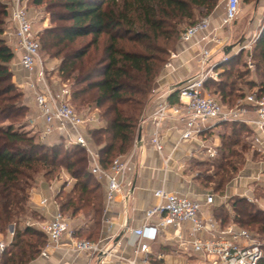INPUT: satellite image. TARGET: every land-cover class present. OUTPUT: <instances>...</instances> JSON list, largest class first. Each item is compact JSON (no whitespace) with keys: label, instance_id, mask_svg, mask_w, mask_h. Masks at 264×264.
<instances>
[{"label":"trees","instance_id":"trees-1","mask_svg":"<svg viewBox=\"0 0 264 264\" xmlns=\"http://www.w3.org/2000/svg\"><path fill=\"white\" fill-rule=\"evenodd\" d=\"M218 1L29 0L33 7L45 6L51 15L50 25L38 33L41 52L50 60L59 61L57 76L63 83L71 84L70 102L74 109L82 115L98 112L101 125L87 127L86 136L98 152L102 167L109 168L115 158L131 152L156 81L176 49L185 30L183 26L196 23L197 11L209 16ZM10 5L11 0H0V235L9 242L8 227L14 229L2 264H29L47 242L45 233L27 222L29 216L39 218L30 206V191L39 177L52 181L65 173L74 181L71 190L65 193L62 189L55 200L65 216L68 213L72 218H91L93 228L74 229L79 239L91 241L98 235L105 194L91 173V160L85 148H67L62 139L49 143L26 129L31 108L14 83L12 64L16 53L9 40L13 28ZM255 50L256 73L245 85L256 89V96L261 98L264 28ZM239 58L233 57L219 67L224 71L218 82H205V91L228 107L238 105L247 96L245 91L238 90L236 94L233 90L237 81L244 83L243 78L249 73H234L231 69L240 63ZM169 100L177 102V91ZM223 124H230L231 132L222 134L216 157L222 160L207 159L217 172L197 176L204 188L218 196H224L227 185L245 165V153L254 147L257 134L241 122ZM244 132L253 137L249 145L241 143L240 135ZM230 213L234 214L231 221ZM214 215L223 225L233 222L244 229L257 227L264 234V211L241 196L214 208ZM258 264H264V258Z\"/></svg>","mask_w":264,"mask_h":264},{"label":"built area","instance_id":"built-area-1","mask_svg":"<svg viewBox=\"0 0 264 264\" xmlns=\"http://www.w3.org/2000/svg\"><path fill=\"white\" fill-rule=\"evenodd\" d=\"M240 8L241 0H227L221 28H228L234 23ZM10 10L13 36L16 39L15 51L20 54V65L28 74L25 88L34 95L38 119L43 121L45 127L40 133V139L47 140L57 134L67 148H85L91 160V173L104 188L105 200L110 202L117 193L122 192L119 179L130 167L127 157L115 158L107 169L101 166L100 156L86 136L87 125L93 120L77 113L70 104L71 89L67 84L62 83L59 89H55L50 83L48 73L53 69H48L41 58V45L29 16L28 0H11ZM219 40L211 30L209 17L189 26L181 34L180 42L202 45L198 59L200 71L171 91L170 94L177 91L176 103L168 100L158 102L153 112L140 122L141 126L147 119L152 121L154 132L151 143L158 151L163 147L161 130L169 123L174 124L173 128L179 132L181 141H190L208 133L214 127V122H241L257 132L254 142L264 148V96L258 98L253 92L242 100V105L239 102L234 107H228L205 91V82L213 73L210 65L213 55L211 45ZM174 58L176 54L172 55ZM171 66L169 62L166 67ZM250 108L254 110L256 118L249 117ZM206 153L207 159L218 156L214 148H208ZM154 196L157 202L146 210L144 224L130 230L137 248L136 258L128 261V264H151L150 245L168 228L175 229V235L180 240L179 247L196 260L187 264H258L264 258L263 245L246 229L233 222L223 225L215 217L212 211L216 200L214 193H208L204 202L163 188L155 190ZM50 204H54L57 211L50 221L41 226L47 236V242L41 249L42 256H47L48 248L65 237L69 238L78 252L99 255L101 260L110 256V251L102 248L99 243L75 236L69 218L59 210L54 198H42L40 201L44 209ZM204 207L210 210L207 214L203 211ZM185 224L191 225L187 232L188 238L182 235ZM12 238L13 233L10 241ZM10 241L2 239L0 235V264ZM138 256L142 258L138 259ZM164 257L159 254L156 261H162Z\"/></svg>","mask_w":264,"mask_h":264},{"label":"crops","instance_id":"crops-1","mask_svg":"<svg viewBox=\"0 0 264 264\" xmlns=\"http://www.w3.org/2000/svg\"><path fill=\"white\" fill-rule=\"evenodd\" d=\"M13 29L9 33V40L15 51L16 39L13 36ZM211 30L215 34L217 33L216 35L220 33L218 23H215L212 19ZM201 49L202 45L193 42H180L178 44L176 58L171 60L172 66L164 68L156 81L154 94L146 109L145 117L153 112L158 102L170 101L169 97L172 90L178 88V86L180 87L186 80L199 73L198 59ZM15 53L16 62L12 64V70L15 72L14 82L25 88L28 74L20 65V54L16 51ZM56 77L58 76L56 75ZM52 87L55 88L54 84ZM25 91L27 103L31 108V116L27 121H30V124L27 126L33 129L35 133H41L45 127L43 121L38 119V113L34 112L32 105L36 103L34 102V95L26 88ZM251 109L249 117L256 118L254 110ZM90 119L93 121L87 127L101 125L98 112L91 113ZM33 120L35 122L32 123ZM173 125L166 124L161 130V144L163 146L161 151H158L151 143L154 132L152 121L147 119L140 126V129H142L141 138L138 140L137 137L131 152L126 155L130 167L119 179L122 192L117 193L110 202L105 200L99 233L91 239L92 242L99 243L102 248L110 251L108 258L101 260L99 255L78 252L72 246L69 238L65 237L59 243L48 248L47 256L39 254L29 264H128V261L136 258L137 248V242H134L136 240L132 238L130 230L137 229L144 224L146 210L157 202L154 196L155 190L163 188L168 192L187 195L204 202L206 195L211 191L201 185L197 176L192 173L191 167L194 162L207 159L206 151L208 148H214L217 152H220L222 134L219 133L225 125L214 122V127L208 133L190 141H181L180 134L173 128ZM59 140L61 139L56 134L47 138L46 141L54 143ZM253 146L254 149H262L259 145L254 144ZM251 159L253 158L250 156L247 158L244 169L227 185L224 196L215 195L213 212L214 208L226 204L230 198L246 195L250 191L252 183L264 176V163L255 162ZM101 188L105 194L104 188ZM50 189L51 197L49 198L51 199L54 195L51 185ZM36 191L37 185L30 196V206L39 214L40 224H38L42 226L52 219L57 207L54 204H50L45 209L41 207L40 201L46 197L35 198ZM203 211L207 214L210 210L204 207ZM86 227L88 228L87 225ZM190 227V224L184 225L182 234L184 238H188L187 232ZM10 239L11 237L9 241ZM179 242V238L175 235V229L168 228L158 237L156 242L150 245L151 264H187L195 262L196 260L192 255L179 247ZM159 254L165 256L164 260L156 261V256ZM141 258L142 256H138V259Z\"/></svg>","mask_w":264,"mask_h":264},{"label":"rangeland","instance_id":"rangeland-1","mask_svg":"<svg viewBox=\"0 0 264 264\" xmlns=\"http://www.w3.org/2000/svg\"><path fill=\"white\" fill-rule=\"evenodd\" d=\"M226 2L227 0H219L216 8L213 10V12L209 16L205 15L204 12L203 13H200L198 11L196 12L195 22H198L204 18L209 17L215 23H218V28L220 30V33L217 35V37L220 39L219 42L214 45H211L213 55L210 61V65L213 68V73L210 74V76L207 78V81L218 82L220 80L219 74L224 71V68H219V67L223 66L225 62L229 61L233 57H240L239 58L240 63L235 64L233 67L231 66V69L234 70V73L236 72H249V73L244 76L243 78L244 83L237 81V84L235 85L233 90L236 94L238 90H242V91H245L246 94L248 95L250 93L256 92V89H250L246 87L245 82H247V80L249 81V80L254 79V76L256 73V59L253 56H255L257 53L255 50V44L257 40L259 39V37L261 36V33L264 28V0H256L250 3H245L242 0L240 12L237 16V19L234 21V23L228 28H221L220 22L224 15ZM28 11H29L30 19L33 23L34 32H36L37 34L40 31H42L44 28L50 25L51 15L47 13L45 6L33 7L32 5L29 4V0H28ZM191 25L192 24H189V25L185 24L183 26V29H186ZM178 44H180V40L177 43L176 49L172 50L170 57H168L167 64L171 62L172 55L177 54ZM226 51L227 53H225ZM41 58L44 62L47 61L46 66L48 69L50 70L53 69L51 72L48 73V77H49V80H51L50 81L51 84L52 85L54 84V87L59 89L60 85H62L63 83L60 79H58V77H56L57 75L56 69L59 64V61L50 60L43 52H41ZM14 62L16 61L14 60ZM167 64L164 66V68H166ZM64 83L67 84L71 88V84L69 82H64ZM15 85L17 86L20 92H23L24 99L26 102H28L26 99L25 88L16 83ZM210 87L212 91L215 90L214 86L211 85ZM238 102H240L239 104L242 105L241 103L242 100H239ZM32 105H33L34 112L38 113V108H37L36 103L35 104L33 103ZM91 113L87 114L88 118H90ZM28 124H30V121L26 123V126ZM96 126L92 125V127H96ZM26 129L32 132V134H38L40 138V133H38L37 131H36L37 133H35L33 129H31L29 126H27ZM230 132H231V126L229 124L227 126H224V128L219 134H224V133L229 134ZM240 138H241L242 144L246 143L249 145V142H251L253 137L247 132H244L243 134L241 133ZM261 148H262V151L258 149H254V148L248 149V152L246 151L245 165L247 163V158L249 156L253 158L251 159L252 161L264 163V148L263 147ZM236 149L239 150L240 152V147H237ZM210 160L212 161L218 160L221 162L222 159L220 157L217 159L214 158ZM226 160H229V159H226ZM204 162L205 163L209 162V163L205 165ZM200 164H204V165H200ZM210 164H211V161L207 159L203 161H196L194 162V164H192V167H191L192 173L194 174V176H198L200 173L203 175L212 176L217 172V169L213 168ZM245 165L242 167L241 171L244 169ZM73 184H74V181L69 176H67L65 173L61 174L58 179H53L52 181H47L43 177H39L36 181V184L34 185V188L37 185V191L34 196L35 198L39 197V199H40V196H44L46 198L51 197V189H50V185H51V187L54 190V195L52 198L55 199L56 195L62 189L64 190L65 193L69 192ZM210 187H213V185H210ZM34 188L30 191V195H32V192H34ZM241 197L246 198L249 202L254 203L260 210L264 211V176L261 177L258 181L253 182L250 188V191H248L246 195H243ZM65 214L69 218L70 225L73 230L77 229L79 226H83V224L84 226L87 225L88 228H93V223L90 221L91 218L85 219L83 215H78L77 217L72 218L68 215V213H65ZM233 216L234 214L230 213L229 221H231V218H233ZM27 222H29L35 228L43 232V230L41 229V226L39 225L40 219L38 217L29 216L27 218ZM245 229L254 238H256L258 242H260L264 247V234L258 232L257 227H245ZM13 230H14L13 226L8 227V230H7L9 234L8 239L11 237V233H13ZM85 234L88 235L86 231H85ZM1 238L4 240H7L2 235H1Z\"/></svg>","mask_w":264,"mask_h":264},{"label":"water","instance_id":"water-1","mask_svg":"<svg viewBox=\"0 0 264 264\" xmlns=\"http://www.w3.org/2000/svg\"><path fill=\"white\" fill-rule=\"evenodd\" d=\"M228 49H230V48H228ZM225 53H227V51ZM141 134H142V129H139V132H138V140L141 138Z\"/></svg>","mask_w":264,"mask_h":264}]
</instances>
